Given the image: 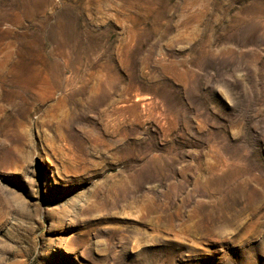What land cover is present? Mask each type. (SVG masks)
<instances>
[{"label": "rangeland", "instance_id": "374dc122", "mask_svg": "<svg viewBox=\"0 0 264 264\" xmlns=\"http://www.w3.org/2000/svg\"><path fill=\"white\" fill-rule=\"evenodd\" d=\"M0 264H264V0H0Z\"/></svg>", "mask_w": 264, "mask_h": 264}]
</instances>
